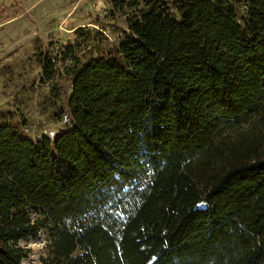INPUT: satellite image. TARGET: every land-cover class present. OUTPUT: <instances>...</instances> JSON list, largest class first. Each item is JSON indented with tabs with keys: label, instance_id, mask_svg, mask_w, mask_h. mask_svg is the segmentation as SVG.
<instances>
[{
	"label": "trees",
	"instance_id": "1",
	"mask_svg": "<svg viewBox=\"0 0 264 264\" xmlns=\"http://www.w3.org/2000/svg\"><path fill=\"white\" fill-rule=\"evenodd\" d=\"M140 3L62 65L64 127L32 138L0 110V264L41 230L42 264H264V0H111Z\"/></svg>",
	"mask_w": 264,
	"mask_h": 264
},
{
	"label": "rangeland",
	"instance_id": "2",
	"mask_svg": "<svg viewBox=\"0 0 264 264\" xmlns=\"http://www.w3.org/2000/svg\"><path fill=\"white\" fill-rule=\"evenodd\" d=\"M143 7L114 11L111 0H0V110L10 113L3 120L21 123L32 138L64 127L71 78L62 65L82 64L115 46ZM65 49L71 54L58 62L60 75L42 82L43 56L62 57ZM19 245L27 250L22 264H42L48 256L45 230Z\"/></svg>",
	"mask_w": 264,
	"mask_h": 264
}]
</instances>
